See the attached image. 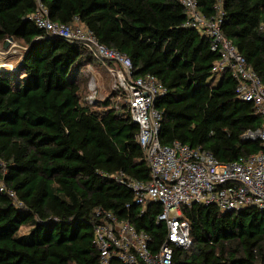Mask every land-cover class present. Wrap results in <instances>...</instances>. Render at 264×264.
Returning <instances> with one entry per match:
<instances>
[{
    "label": "trees",
    "instance_id": "trees-1",
    "mask_svg": "<svg viewBox=\"0 0 264 264\" xmlns=\"http://www.w3.org/2000/svg\"><path fill=\"white\" fill-rule=\"evenodd\" d=\"M41 1L53 22H78L129 57L138 76L166 87L155 103L162 145L201 147L223 164L264 153L259 140L243 138L259 130L261 115L238 97L229 72L208 82L220 54L185 26L177 0ZM197 2L205 18L222 13V33L264 83V0ZM36 7L0 0V44L20 40L27 51L13 69L0 67V264H98L97 210L149 234L155 251L167 235L157 222L162 207L136 206L130 187L151 181L140 128L117 94L87 101L83 69L100 60L82 43L39 29L31 20ZM182 214L193 245L175 249L172 264H264L263 209L231 213L194 203Z\"/></svg>",
    "mask_w": 264,
    "mask_h": 264
},
{
    "label": "built area",
    "instance_id": "built-area-1",
    "mask_svg": "<svg viewBox=\"0 0 264 264\" xmlns=\"http://www.w3.org/2000/svg\"><path fill=\"white\" fill-rule=\"evenodd\" d=\"M35 1L37 7L31 20L39 29L69 42L82 43L98 60L110 63L106 70L117 94V104L122 101L138 124L137 141L151 170L149 183H130L134 203L141 209L150 203L162 207L157 222L166 225L167 235L155 251L150 247L152 239L149 234L137 231L129 221L97 210L99 221L93 228L94 244L100 252L98 264H172L175 249L187 250L193 245L190 224L183 218L182 208L194 203L216 205L220 211L231 213L250 207L264 210V153L223 164L201 147L180 142L162 145V114L155 103L166 93V87L153 75L138 76L129 57L99 43L94 34L78 22L73 26L53 22L42 1ZM177 1L186 11L185 26L209 37L211 50L220 54L212 72H229L237 81L238 97L252 103L261 115L259 130L247 132L243 138L259 140L264 146L263 81L235 44L222 33L221 12L205 18L197 0ZM4 189L0 183V191ZM7 192L15 197L12 191Z\"/></svg>",
    "mask_w": 264,
    "mask_h": 264
},
{
    "label": "rangeland",
    "instance_id": "rangeland-1",
    "mask_svg": "<svg viewBox=\"0 0 264 264\" xmlns=\"http://www.w3.org/2000/svg\"><path fill=\"white\" fill-rule=\"evenodd\" d=\"M0 48V51L3 53V59L7 62V65H9L5 66V68L13 69L16 65L20 64L25 52V45L22 41L13 40L6 50L3 49L4 44H0ZM101 63V61H96L83 69L82 78L86 79L88 89H90V86L94 89L87 98L89 102L97 99L103 100L111 95L115 96L116 94L112 88V80L109 72L104 69ZM220 78V74H214L208 82L217 85L220 82ZM120 103H122V101H120ZM26 232L27 229L22 227L19 234L23 235Z\"/></svg>",
    "mask_w": 264,
    "mask_h": 264
},
{
    "label": "crops",
    "instance_id": "crops-1",
    "mask_svg": "<svg viewBox=\"0 0 264 264\" xmlns=\"http://www.w3.org/2000/svg\"><path fill=\"white\" fill-rule=\"evenodd\" d=\"M4 50H6L5 48H3ZM0 50H1V48H0ZM4 57H3V53L0 51V64L1 63H3V64H5V66H9V65H7V62L3 59ZM9 62V61H8ZM17 63V62H16ZM95 81V80H94ZM94 89H93V87H91L90 86V91L92 92Z\"/></svg>",
    "mask_w": 264,
    "mask_h": 264
},
{
    "label": "water",
    "instance_id": "water-1",
    "mask_svg": "<svg viewBox=\"0 0 264 264\" xmlns=\"http://www.w3.org/2000/svg\"><path fill=\"white\" fill-rule=\"evenodd\" d=\"M11 42H12V40H8V41L4 44V48L7 49V47L9 46V44H11ZM26 53H27V51L24 52V55H23V57H22V61H23V58H24V56H25ZM4 66H5V64H1L0 67H4Z\"/></svg>",
    "mask_w": 264,
    "mask_h": 264
}]
</instances>
